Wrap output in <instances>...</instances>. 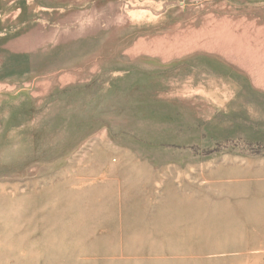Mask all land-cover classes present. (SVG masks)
<instances>
[{
	"label": "rangeland",
	"instance_id": "1",
	"mask_svg": "<svg viewBox=\"0 0 264 264\" xmlns=\"http://www.w3.org/2000/svg\"><path fill=\"white\" fill-rule=\"evenodd\" d=\"M0 264H264V0H0Z\"/></svg>",
	"mask_w": 264,
	"mask_h": 264
},
{
	"label": "bare ground",
	"instance_id": "2",
	"mask_svg": "<svg viewBox=\"0 0 264 264\" xmlns=\"http://www.w3.org/2000/svg\"><path fill=\"white\" fill-rule=\"evenodd\" d=\"M261 254L260 252L258 253V255Z\"/></svg>",
	"mask_w": 264,
	"mask_h": 264
}]
</instances>
